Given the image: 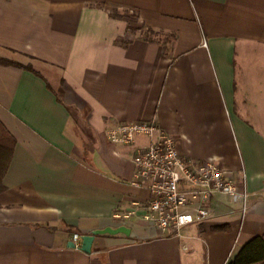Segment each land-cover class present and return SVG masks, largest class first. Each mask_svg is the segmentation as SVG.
<instances>
[{
	"label": "crops",
	"instance_id": "obj_1",
	"mask_svg": "<svg viewBox=\"0 0 264 264\" xmlns=\"http://www.w3.org/2000/svg\"><path fill=\"white\" fill-rule=\"evenodd\" d=\"M0 57L34 69L0 62V121L17 141L0 264H227L264 233V0H0ZM149 120L182 154L231 171L246 213L217 194L210 219L160 235L144 219L148 190L131 184L134 146L105 135ZM121 225L130 234L71 247L74 233Z\"/></svg>",
	"mask_w": 264,
	"mask_h": 264
},
{
	"label": "built area",
	"instance_id": "obj_2",
	"mask_svg": "<svg viewBox=\"0 0 264 264\" xmlns=\"http://www.w3.org/2000/svg\"><path fill=\"white\" fill-rule=\"evenodd\" d=\"M105 135L111 143L134 146L131 184L148 190L144 219L160 235L183 237L185 227L210 219L217 194L241 203L246 213L250 192L245 185L215 157L197 160L182 154L176 137L156 120L119 122L108 127ZM140 137L144 143L138 142ZM73 241L79 248L78 233L73 234Z\"/></svg>",
	"mask_w": 264,
	"mask_h": 264
},
{
	"label": "trees",
	"instance_id": "obj_3",
	"mask_svg": "<svg viewBox=\"0 0 264 264\" xmlns=\"http://www.w3.org/2000/svg\"><path fill=\"white\" fill-rule=\"evenodd\" d=\"M0 62L34 70L31 64L25 65L5 57H0ZM16 142L14 135L0 121V192L6 188L3 177L13 158ZM85 151H91V144L86 143ZM227 264H264V233L255 235L246 241Z\"/></svg>",
	"mask_w": 264,
	"mask_h": 264
},
{
	"label": "water",
	"instance_id": "obj_4",
	"mask_svg": "<svg viewBox=\"0 0 264 264\" xmlns=\"http://www.w3.org/2000/svg\"><path fill=\"white\" fill-rule=\"evenodd\" d=\"M131 229L125 225H121L118 227H106L104 229H97L94 230L91 234H84L81 237V245L80 249L85 251V252H91L92 250V244L95 239V236L98 234H116V233H125V234H130ZM71 247H76L75 243H71Z\"/></svg>",
	"mask_w": 264,
	"mask_h": 264
},
{
	"label": "rangeland",
	"instance_id": "obj_5",
	"mask_svg": "<svg viewBox=\"0 0 264 264\" xmlns=\"http://www.w3.org/2000/svg\"><path fill=\"white\" fill-rule=\"evenodd\" d=\"M112 14L114 15H121V16H126L130 20V24L128 25L130 32L135 33L137 35L143 34V36H150V37H156L158 38L159 36L153 35L151 32L148 31L144 26H142L138 20H136V14L135 12L131 11H123V10H116L112 9ZM141 27V29H140ZM160 38V37H159ZM166 43H168L166 41ZM78 130L81 132H87L85 128L83 127L82 121H78Z\"/></svg>",
	"mask_w": 264,
	"mask_h": 264
}]
</instances>
